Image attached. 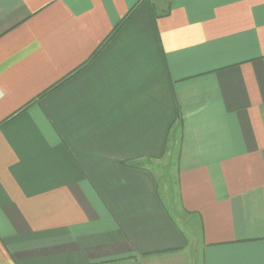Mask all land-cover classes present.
Listing matches in <instances>:
<instances>
[{"label": "crops", "instance_id": "crops-1", "mask_svg": "<svg viewBox=\"0 0 264 264\" xmlns=\"http://www.w3.org/2000/svg\"><path fill=\"white\" fill-rule=\"evenodd\" d=\"M0 264H264V0H0Z\"/></svg>", "mask_w": 264, "mask_h": 264}, {"label": "rangeland", "instance_id": "rangeland-1", "mask_svg": "<svg viewBox=\"0 0 264 264\" xmlns=\"http://www.w3.org/2000/svg\"><path fill=\"white\" fill-rule=\"evenodd\" d=\"M153 169L156 173V176H157L160 184H161V182L165 183V187H166L165 190H167L168 192L170 191L173 193V195H175L174 178H173V176L171 177L170 173H169L170 172V165L166 166L162 162H158L155 164ZM166 180L170 181L171 189L167 188L168 184H167Z\"/></svg>", "mask_w": 264, "mask_h": 264}]
</instances>
